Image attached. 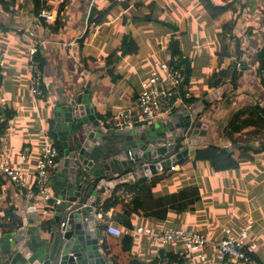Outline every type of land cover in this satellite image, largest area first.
Segmentation results:
<instances>
[{
  "label": "crops",
  "instance_id": "crops-1",
  "mask_svg": "<svg viewBox=\"0 0 264 264\" xmlns=\"http://www.w3.org/2000/svg\"><path fill=\"white\" fill-rule=\"evenodd\" d=\"M40 1L42 10L56 13L54 21L36 17L34 0H10L9 10L0 4V49L6 52L0 68V163L21 167L29 184L35 185L37 161L45 144L53 141L50 129L53 124L55 128L58 103L82 92L88 82L96 117L107 129H117L110 118L122 111L139 113L136 108L141 83L155 63L170 59L173 40L190 63L191 75L185 86L191 98L197 99L193 104L220 88L223 91L205 107L201 120L208 126L207 135L196 137V146L185 144L189 155L182 164L175 171H159L151 179H144L150 186L143 195L148 214L128 217L121 203L104 213L103 206L115 191L102 196L100 247L112 264H130L134 259L141 264H160V255L176 254L182 246L153 247L146 238H139L127 252L124 236L131 235L137 226L150 227L148 222H155L156 230L195 229L221 239L225 228L239 232L251 223L248 242L256 244L258 254L264 255V155L223 175L213 173L207 164L195 165L192 161L197 148L212 144L229 148L238 157L239 146L254 130L240 129L239 118L235 119H244L252 106L264 107V84L257 75V58L264 46V0H211L216 6L228 8L216 18L210 16L203 0ZM92 8L102 16L96 26L88 25ZM56 22L61 23L57 29L46 27ZM127 37L135 41L138 52L121 57L119 51ZM31 48H37L36 57L45 63L43 98L31 92ZM237 64H242L241 69ZM236 71L241 77L238 89H233L229 79L217 88L212 86L222 72L232 75ZM189 106L178 105L172 116ZM232 123L237 125L227 128ZM56 173L57 168L52 187ZM232 203L239 204V213L236 209L231 213ZM29 205L15 184L0 174V235L16 229V224L7 227L13 220L10 216H16L19 223ZM44 205L38 207L42 220V212L47 210ZM162 213L168 214L167 218L157 219ZM109 224L122 229L123 235H109ZM214 249L208 250L205 262L187 256L189 264H220Z\"/></svg>",
  "mask_w": 264,
  "mask_h": 264
},
{
  "label": "water",
  "instance_id": "water-1",
  "mask_svg": "<svg viewBox=\"0 0 264 264\" xmlns=\"http://www.w3.org/2000/svg\"><path fill=\"white\" fill-rule=\"evenodd\" d=\"M222 91L156 123L112 130L95 115L91 82L58 103L55 131L63 152L53 197L44 220L31 203L16 229L0 235V264H112L100 247L102 196L182 164L185 144L196 146V137L207 135L203 112Z\"/></svg>",
  "mask_w": 264,
  "mask_h": 264
},
{
  "label": "built area",
  "instance_id": "built-area-1",
  "mask_svg": "<svg viewBox=\"0 0 264 264\" xmlns=\"http://www.w3.org/2000/svg\"><path fill=\"white\" fill-rule=\"evenodd\" d=\"M45 21L52 22L56 19V13L44 8L40 14ZM37 48H31V92L35 97H44L43 72L40 61L36 55ZM6 60V52L0 49V68ZM188 58L184 55L171 56L167 62H157L153 65L149 77L141 83L137 111H122L112 119L116 128L136 127L156 123L171 117L178 109V105H187L191 95L186 92L182 95V87L185 79ZM237 64V69H241ZM260 81L264 84V68L258 73ZM139 114V117H138ZM140 127V126H139ZM261 140L255 141V146H260ZM60 153L51 141L45 144L43 153L36 164L35 185L29 184L21 167L12 168L7 164L0 163V174L10 180L18 189L19 194L28 202L39 207L53 197L52 177L57 168ZM172 166L171 170H175ZM151 179V177L147 178ZM115 196L130 203L136 198V192L128 187H121ZM65 224H62L64 227ZM252 229L250 223L239 232L231 228L224 229L221 239H212L208 234L200 230L168 227L160 232H154L152 228L137 226L130 231L134 239L148 238L159 247L180 244L187 256H195L200 262H205L207 252L210 248H216L217 259L220 264H262L254 258L253 254L258 252V246L248 243L249 233ZM107 233L116 238L123 235L122 229L109 224ZM160 264H178L165 256L161 258Z\"/></svg>",
  "mask_w": 264,
  "mask_h": 264
},
{
  "label": "trees",
  "instance_id": "trees-1",
  "mask_svg": "<svg viewBox=\"0 0 264 264\" xmlns=\"http://www.w3.org/2000/svg\"><path fill=\"white\" fill-rule=\"evenodd\" d=\"M10 0H0V4L4 7L5 10H9L10 4H8ZM203 2L206 3V9L208 10L209 14L211 17L216 18L219 17L220 15H222L224 12L227 11V7H219L216 6L212 3L211 0H203ZM211 2V3H210ZM34 10H35V15L38 19H41V11H42V6H41V1L40 0H34ZM101 13L96 9V8H92L91 10V14L88 20V25H98L100 24L101 21ZM151 21V20H149ZM57 26L60 27L61 23L56 22L55 26H49L46 25V27L50 30H53L54 28L57 29ZM227 28V27H226ZM87 35V31L85 33V36H83L82 40L86 37ZM229 37V36H228ZM225 37L224 40H228L229 38ZM226 40V41H227ZM225 43L222 44V46H224ZM137 44L135 43V41L132 38H125L122 44V47L120 48V53H121V57H127L130 55H136V53L138 52V48H137ZM226 47H223V50ZM171 56H176V55H181V51L179 50V48L177 47L176 43L172 40L170 43V47H169ZM116 60L118 59L119 56H116ZM37 59L40 61L41 66H43L45 63L43 62V60L40 57H37ZM115 60V61H116ZM258 69H257V75L259 73V70L264 68V46L261 49V51L258 54ZM186 65V72H185V79L183 82V87H182V95L185 96L187 90H186V86L185 83H187L189 76L191 75V67H190V63L189 60H187V62H185ZM242 65V64H241ZM225 79H229L231 85L233 86V89H238L239 85H238V81L241 79L240 77V73L239 72H234L232 75H230L227 72H222L221 73V78L212 86L214 88H217L221 85V83L225 80ZM222 97H225V93L222 94ZM187 103L189 104H193L197 101V99H189L186 100ZM237 116V115H236ZM238 120L239 125H240V129L245 130V129H254L249 135L250 138H255L258 136H264V107H261L260 105L257 106H252L250 109L246 110V115L244 116V119H241L240 116H238L235 121ZM104 121H106L105 118H102ZM7 123H3L2 125H6ZM237 124L232 123L231 125H228L227 128L230 127H234ZM50 135L54 141L55 146L57 147L60 156L63 152V147L61 145V143L58 141V137L54 128V124L51 126L50 129ZM253 135V137H252ZM254 138L252 139V141L248 138L243 140V146H239V155L238 157H236V154L234 151H230L229 148H223L219 145H209L205 148H197L194 152V157H193V163L195 165L197 164H207L210 168V170L213 173H216L218 175H223L225 173L228 172H233V171H238L240 170V168L248 163H253L255 161V157L264 155V143L261 142L260 146L256 147L254 146L251 142H253ZM171 170V168H168ZM177 169V166H176ZM175 169V170H176ZM172 170V171H175ZM146 182L144 180H142L141 182H136L134 184H127L124 186H120L118 188H116L114 195L112 196L111 199H109L103 206V212L107 213L108 211H110L112 208L116 207L119 203L124 204V206L126 207L125 211H124V215L128 216L131 214H148L147 213V209L145 206V200H144V190L148 189L150 186H146ZM154 185V183L152 184ZM121 187H128L132 190H134L136 192V198L130 202V203H124V201L120 198H117L115 196L116 191L121 188ZM140 188V189H139ZM183 210L186 209L184 207H181ZM166 211V210H165ZM145 214V215H146ZM158 214L157 219L160 220H164L167 218L168 214H164L162 213ZM12 215L11 213L9 214V216ZM11 218H13L12 222L7 224V227H11V225H14L18 223V220L16 218V216L12 215L10 216ZM134 239L131 235H126L124 236V240H123V245H124V250L127 252H130L132 247H133V243H134ZM173 245H178L181 246L180 244H173ZM168 256V258L172 261H177L178 264H189L191 262V259L187 258V255L181 250H179L176 254H166L163 256L160 255V260L161 258ZM254 258L257 259L258 261H260L262 264V256L264 257V255H260L257 253L253 254ZM130 264H141L137 259H134L130 262Z\"/></svg>",
  "mask_w": 264,
  "mask_h": 264
},
{
  "label": "rangeland",
  "instance_id": "rangeland-1",
  "mask_svg": "<svg viewBox=\"0 0 264 264\" xmlns=\"http://www.w3.org/2000/svg\"><path fill=\"white\" fill-rule=\"evenodd\" d=\"M182 55V54H181ZM259 77V76H258ZM135 84H137L136 82H135ZM262 93L264 94V90L262 91ZM252 137H253V135H252ZM248 139H250L251 141H252V139L253 138H250V135L247 137ZM256 140H262L263 142H264V136L262 137V138H255V140H253V143H255V141ZM59 161V160H58ZM262 165H264V163L262 164ZM180 193H183V192H181V191H179V194ZM231 213H234L233 212V210L232 209H236V212L237 213H239V204L238 203H236V206H234V204L232 203V205H231ZM225 210H227V206L225 207ZM215 219V218H214ZM148 224H149V226L152 228V230L154 231V232H160L162 229H157L156 230V225H157V223H155V222H153V223H151V222H148ZM147 240H148V242L151 244V246H153V247H159L157 244H155V243H153L150 239H148V238H146ZM147 242V243H148ZM249 243V242H248ZM168 246H171V245H168ZM167 247V246H166ZM159 248H161V247H159ZM214 249V248H213ZM216 249V248H215ZM214 249V250H215ZM105 252V251H104Z\"/></svg>",
  "mask_w": 264,
  "mask_h": 264
},
{
  "label": "bare ground",
  "instance_id": "bare-ground-1",
  "mask_svg": "<svg viewBox=\"0 0 264 264\" xmlns=\"http://www.w3.org/2000/svg\"><path fill=\"white\" fill-rule=\"evenodd\" d=\"M211 3V2H210ZM233 11H234V9H233ZM59 16V15H58ZM222 39V38H221ZM164 60V59H163ZM231 74V73H230ZM233 87V86H232ZM227 93V92H226ZM34 97V96H33ZM49 138V137H48ZM30 155V154H29Z\"/></svg>",
  "mask_w": 264,
  "mask_h": 264
}]
</instances>
